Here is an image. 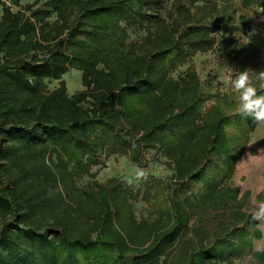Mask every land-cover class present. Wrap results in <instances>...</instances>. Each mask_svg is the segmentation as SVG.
<instances>
[{
    "label": "trees",
    "instance_id": "16d2710c",
    "mask_svg": "<svg viewBox=\"0 0 264 264\" xmlns=\"http://www.w3.org/2000/svg\"><path fill=\"white\" fill-rule=\"evenodd\" d=\"M170 1L0 0V264H81L103 239L131 264L243 259L258 222L239 189L224 177L202 189L214 158L235 166L219 100L207 107L191 67L176 74L217 37ZM108 146L135 163L154 154L173 210L140 219L118 187H80Z\"/></svg>",
    "mask_w": 264,
    "mask_h": 264
},
{
    "label": "rangeland",
    "instance_id": "374dc122",
    "mask_svg": "<svg viewBox=\"0 0 264 264\" xmlns=\"http://www.w3.org/2000/svg\"><path fill=\"white\" fill-rule=\"evenodd\" d=\"M203 1L211 4L204 9ZM32 2L33 0H22L23 5ZM174 2L185 3L195 15L204 19L213 30H217L213 32V36L217 37L215 48L192 58L176 73L183 74L191 67L200 79V94L203 93L205 100L206 97H210L207 107L219 100L217 107L222 110L226 121L227 145L232 157L235 158L233 168L226 162L214 158L215 161L207 169L202 189L211 182L219 183L224 177L228 185L239 189L238 202L243 201L244 210L252 215L254 206L250 198L255 196L258 201L264 200V125H257L251 118L237 113L238 94L232 91L230 81L244 69L264 70V21L261 20L264 12H259L264 9V5L255 4V0H174ZM200 5H203V9L198 10ZM213 5H216V10ZM168 8L170 9V6ZM134 39L135 34L131 33L130 42ZM253 78L260 94H264V89H260V84L264 82L255 80V74ZM65 80L71 96L84 91L81 73L78 71H70ZM56 85L57 83L53 82L50 87ZM140 108L142 107L136 106L135 109L147 117L146 110ZM112 153L115 151L109 146L100 153L103 154L99 160L100 164L90 168L88 174L78 179L80 187L89 189L95 185L100 190L118 187L123 195L130 198L140 219L150 218V215H156L158 211L173 210V193L162 180L169 172L163 165H156L154 154L145 155V160L135 163L130 156ZM137 167L146 170L147 178L130 186L127 180ZM257 222L258 225L251 229L250 246L244 250L243 259L238 260L237 264H254L256 260L252 255L264 252V222ZM256 232L261 234L260 239L254 235ZM99 248L97 252L76 256L81 264H131L129 257L127 259L120 257L115 252L108 239H103Z\"/></svg>",
    "mask_w": 264,
    "mask_h": 264
},
{
    "label": "clouds",
    "instance_id": "9594fccd",
    "mask_svg": "<svg viewBox=\"0 0 264 264\" xmlns=\"http://www.w3.org/2000/svg\"><path fill=\"white\" fill-rule=\"evenodd\" d=\"M259 12H264V9ZM261 20L264 21V17H261ZM253 74H255V80L264 82V70L244 69L231 79V89L238 94L237 113L243 117L251 118L257 125H264V94H260L258 91ZM260 89H264V83L260 84ZM146 178V170L137 167L128 178L127 183L131 186ZM250 199L254 206L252 220L264 222V200L258 201L255 196Z\"/></svg>",
    "mask_w": 264,
    "mask_h": 264
}]
</instances>
